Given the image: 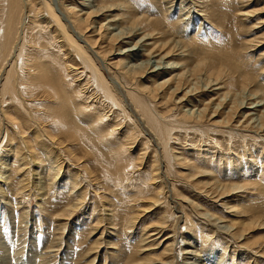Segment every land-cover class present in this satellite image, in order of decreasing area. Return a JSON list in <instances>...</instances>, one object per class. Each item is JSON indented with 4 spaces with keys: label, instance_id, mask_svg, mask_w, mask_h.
<instances>
[{
    "label": "bare ground",
    "instance_id": "6f19581e",
    "mask_svg": "<svg viewBox=\"0 0 264 264\" xmlns=\"http://www.w3.org/2000/svg\"><path fill=\"white\" fill-rule=\"evenodd\" d=\"M57 1L58 5L50 0H0V69L12 55L15 58V64L11 68L0 70V135L3 125L6 130L3 140L0 141V178L4 180L0 187L3 191L9 187L12 177L10 173L12 160L17 165L13 167V171L16 174L22 173L21 177H24L19 183V186L20 184L22 186H20L21 190L24 191L33 176H36L37 183L41 184L44 180L46 171L42 172L44 168L40 154L46 159L45 162L50 164L53 162L56 166L55 173H49V182L52 183L58 179L63 169V173H66L65 169H70L71 164L67 163V159H70L80 165L75 166L79 168L74 171L76 175L71 176L72 189H79L76 194L72 191L75 194L73 197L74 200L77 198L79 200L73 202L74 205L69 208L70 210H64L63 214H59L69 220L79 211V207L85 204L89 192L86 189L90 180L94 178L88 167L90 162L96 165L95 168L101 171L107 181L114 177L118 182L117 186L136 173L142 174L140 167L147 165L152 149L151 141L146 139L147 135L139 127L138 121H141L145 130L150 132L162 146L169 168L175 164L183 170H189L187 173L181 171L177 175L193 183L200 192L213 196L212 198L217 199L215 201L223 202L232 193L239 198L240 194H236V191L245 189L246 192L248 187H255L256 184L242 183L241 180L235 185L225 184L224 179L222 182H220L222 179L216 181L217 179L211 175L207 176L206 170H199L190 163L183 151L184 148L180 149L182 153L174 154L175 148L170 145L175 136L177 142L180 141L179 138L185 136L189 139L202 138V144L211 140L216 146L217 138L209 135L211 133L221 138H228L229 142H232L235 135L243 136V133L252 131L257 134L264 133V89L253 78L233 67L226 58L221 59L216 55H206L199 51L186 41L187 36L183 38L177 36L176 28L170 25L173 23L171 18L162 22L160 15L158 17L152 14L151 6L141 4L140 0H82L83 2L79 4L78 0ZM166 1V5H170L175 0ZM251 1L242 0L243 3ZM196 2L203 6L208 0H196ZM253 2L255 3V0ZM169 10L165 8L167 15ZM263 12L264 8L245 11L242 15H245V20L251 23L250 18ZM184 20L181 19L180 22ZM257 24L252 25L254 29L259 28L260 24ZM262 35L257 45L263 43L264 33ZM53 47L57 50L54 51ZM125 97L131 104V109L125 103ZM198 105L201 108H197ZM86 128L94 136L87 134ZM240 128L244 130L241 132ZM179 132H183V135ZM258 135L250 137L255 145L258 144ZM140 137H145V146L140 149L142 153L138 160L141 164L138 162L137 165L133 159L135 153L132 149L134 148V151L138 149ZM189 141L181 145L186 146ZM55 144L66 153L65 166L64 160L62 161L63 155L57 157V151L52 148ZM4 148H7L6 152L1 155ZM215 148H211L210 151H216ZM50 149L51 153H49ZM158 149L154 150L151 158L154 164H152L154 183L150 184L148 181L147 191L140 195L136 193L133 198L135 206L143 204L149 206L147 213L156 205L161 206L164 199L161 195L163 191L161 186L164 184L160 183L162 175L159 167L162 159ZM77 150L82 156L76 153ZM210 151L205 153V156L201 153L193 152V154L198 155L200 160L206 161L214 156ZM233 152L231 161L235 163L236 157L248 159L250 166H254L263 155L257 152L247 155V152L239 153L238 150ZM230 160L226 162L229 165L232 163ZM236 163L240 164L238 161ZM32 165L35 166L33 171L30 170ZM77 171L81 172L80 176ZM242 176L248 178L243 174ZM233 177L237 178L234 174ZM24 183L27 185L25 186ZM156 183H160L161 189L158 190L159 186H156ZM124 188L126 189V184ZM37 189L40 191L39 186ZM122 191L125 192L124 189ZM150 195L152 197L148 198ZM181 198L179 200H182ZM184 201L187 199L184 198ZM235 203L231 202L229 208L233 209L232 214L235 213L240 221L234 220L235 223L228 227L220 225L225 224L226 219L223 222L220 217L216 219L217 217L211 214L216 218L209 217L210 223L212 222L220 230L225 229L232 235L229 236L231 238L251 239L246 235L264 229V216L256 215L251 209L239 208ZM139 215H131L130 222L134 224ZM99 220L98 226L102 225ZM130 222L129 230L132 229ZM188 235L187 233L184 237ZM190 235L193 236L192 233ZM150 238L153 239L149 236L146 240ZM188 242L185 245L194 248V245ZM96 243L100 244L101 241ZM253 243L258 245L261 242L255 239ZM158 244L162 243L155 240L152 245H146L147 249L141 251L144 253L150 251L148 256L140 258L136 264H174L176 260L172 255L174 243L167 246L158 256H150L152 252L157 253L155 247ZM151 246H155L154 249ZM183 254L186 255L183 257L185 259L183 264H195L191 260L199 259L197 251Z\"/></svg>",
    "mask_w": 264,
    "mask_h": 264
},
{
    "label": "rangeland",
    "instance_id": "374dc122",
    "mask_svg": "<svg viewBox=\"0 0 264 264\" xmlns=\"http://www.w3.org/2000/svg\"><path fill=\"white\" fill-rule=\"evenodd\" d=\"M50 1L58 5L57 0ZM78 1V4L83 2L82 0ZM253 1L254 0L250 3H243L242 0H208L203 6H200L201 3L197 4L196 0H175L174 3H171L170 5H166V0H140V3H145L146 6H151L152 14H156L158 17L160 15L162 22H165V20L169 21V18H171L173 23L170 25L176 28L177 36L181 38L187 36L186 41L193 44L199 51L206 53V55H216L221 59L226 58L233 67L240 69L239 71H242L243 74L249 75L264 89V41L257 45L258 41H261L262 34L264 33V12L258 13L250 18L251 23L250 21L245 20V15H242L245 11L251 12V10H260L264 8V0H255V3ZM169 6H172V8ZM79 7L80 9L82 8L81 5ZM165 8L166 10H169V8L171 9V11L169 10L168 15L166 14ZM181 19L185 20L180 22ZM257 23L260 24L259 28L254 29L253 26ZM257 27L258 24L256 25V28ZM250 45L255 46L252 47ZM54 48L55 47H53V49ZM56 50L57 48H55L54 51ZM14 64L15 58L12 55L0 70H8ZM181 96L182 94L179 95V97ZM125 103L128 107L131 105L127 99L125 100ZM199 107L200 106L198 105L197 108ZM121 119H123V117H121ZM138 125L145 131V134L147 135L146 139L151 141L152 149L150 151V158L148 159L149 164L147 163L146 166L143 165L140 167L142 174L139 175L136 173L132 178L128 177L124 183L117 186L118 182L114 180V177H112V179L110 178V181H107V179H104V176H102L101 171L98 170L97 167L95 168L96 165L90 162L88 167L94 178H92L93 180H90L86 189L87 192L89 191V195L87 194L85 204L80 206L79 211L74 216H71L69 220L59 214H63L66 210H70L76 200H79V198L74 200L73 196L78 192V188L76 190L72 189L71 186L73 181L71 176L76 175L74 171L78 170L79 167L75 166H79L80 164L78 165L77 163L70 161V159H67V156H65L66 153L55 144L52 148L55 149V152L57 151L56 156L61 157L63 155L62 157H64V159H62V161L64 160V166L67 159V163L71 164L70 169H65L66 173H63V169L61 175L56 181H53V183L52 181L49 182V173H55L56 166H54L55 164H53V162L51 164L45 162L46 159L40 154V158L43 161L42 167L45 169H43L42 172L46 171L43 176L44 180H42L41 184L37 183L36 176H33L30 178V186H26L27 182L24 183L27 188L23 191L21 190L22 186L20 184V187L19 183L24 177H21L22 173L16 174L13 171V167H17V165L13 163V160L10 161L12 166L10 167V173L12 177H10L9 187L4 191L0 187V264H90L91 262H93V264H136L140 258H145L148 256V252H150L147 251L144 253L141 250H146V245H152L155 243V240H159L162 244H158L160 247H158V245L157 247L151 246L152 249H154V247L156 248L155 252L158 254L152 252L150 256H158L164 252L167 246L174 243V245H172V247L174 246L172 255L176 258L174 264H183L185 262L183 257L186 256L183 253L188 251H197L199 259L196 260L197 262L191 260L192 262H195V264H264V229L260 231L256 230L253 231V233L250 232L249 235H246L247 237L250 236L251 239L237 240L235 237H232L233 239L229 237L232 235L228 234L225 229H223L225 230L223 231L222 229L220 230L215 227L212 222L210 223L209 219L212 215L216 216L217 218L212 216L216 219L220 217L219 219L223 222L226 219L227 221L225 220V224L220 225H226L228 227L233 224L234 220L235 222L240 221L235 216V213L232 214L233 209L229 208L231 207V202H236L235 204L238 205L239 208L245 210L251 209L256 212V215L264 216V133H258L260 134L258 135L256 132L253 133L252 131L243 133L246 137L243 134H241L243 136L235 135V138L231 140L232 142H229L228 138H221L218 135L216 136L215 133H211L209 135L217 138L218 143L216 146L208 139L205 144H202V138L189 139L182 136L179 138L180 141L177 142V140L175 141L177 137H173L170 145H172V148L176 149H174V154L182 153L180 149L184 148L183 151L190 163L199 170H206L207 176L211 175L217 179L216 181L222 179L220 182L224 179L225 184L235 185V183H239L238 181L240 180L242 183L256 184L255 187H248L246 192H244L245 189L236 191V194H240L239 198H236L235 196L237 195L232 193V197L229 196L225 201L220 202L218 200L219 202H217L215 201L217 199L212 198L213 196H208L206 193L200 192L195 188L193 183H190L188 180L177 175L180 174L181 171L187 173L189 170H183V168L175 166V164H172V168H169L168 161L164 158L162 146L158 144L156 138L150 132L145 130V126L142 125L141 121H138ZM121 130L123 129H120V131ZM243 130L244 129L242 128L239 129L241 132ZM5 131L3 125L0 141L3 140ZM85 132L94 136V134L87 128L85 129ZM235 133H238V131H235ZM179 134L183 135V132H179ZM257 135L259 137L257 141L258 144L255 145L250 137ZM187 139L190 141L189 144L186 145V148V146H182L181 143L187 142ZM139 140H141V142L138 149L136 151H134V148L132 149V152L135 153H133V159H135L137 165L141 164L138 159L142 153L140 149L145 146V137H140ZM34 144L37 145L35 142ZM246 144H248V146H246ZM211 148H215L216 151H210ZM4 149L1 155L6 152L7 148ZM157 149L162 159L159 167L162 179H164H160L162 182L159 181L161 185H164L161 186L160 183H156L155 185L159 186L158 190L162 188L163 191L161 195L164 199L162 200L163 202L161 201V206L158 204L155 206L157 208L153 207L154 209H150L151 211L147 213V208L149 206L146 204L135 206L133 198H135L136 193L140 195L142 192L147 191L146 185L148 181L150 184L154 183V164L151 158L154 150ZM236 150H238L239 153L247 152V155L252 154V152L262 153L263 155L259 157L256 164L254 163V166H250L248 164V159L247 161L246 159H238V157H236L234 160L235 163L230 160L232 159L231 156L234 154L233 151ZM209 151L214 156L212 159L206 161L200 160L198 155L193 154V152L201 153V155L205 156V153ZM38 153L40 152L38 151ZM49 153H51V149ZM76 153L79 154V151L77 150ZM79 156H82V154H79ZM225 156H228V158ZM9 160H11V158ZM227 160L232 162L231 165L226 163ZM237 161L240 164H237ZM67 165L69 166V164ZM33 169L35 170V166H30V170L33 171ZM139 169L137 168V170ZM137 170L135 172H137ZM67 172L70 173L68 174ZM77 172L79 174L78 176H80L81 172ZM233 174L238 180L233 177ZM242 174L248 176V178L243 177ZM62 180L64 181L62 182ZM2 181H4L3 178H0V186L2 185ZM125 184L126 189L124 188ZM38 186L41 192L37 189ZM122 187L125 192L122 191ZM72 191L75 194L72 193ZM38 193L41 194L39 195ZM180 194L182 198L180 197ZM151 197V195L148 196V198ZM183 197L186 198L187 201H184ZM180 198L182 200H179ZM193 206H195L197 210ZM138 208L141 209V212ZM108 213L109 216H107ZM137 214L140 216L138 217L139 220L137 219L133 224L130 222L131 218ZM143 215L144 217H142ZM203 216L204 218H202ZM98 220L102 222V225H97ZM129 222L132 224V229L130 230L128 227ZM61 223L63 224L61 225ZM155 225L158 226V228ZM150 226L152 228H150ZM146 229L148 231H146ZM154 230L158 233L154 232ZM190 232L193 236L190 235ZM187 233L189 235L185 238L184 236H187ZM148 235L152 236L153 239L150 238V241L146 240L149 237ZM255 239L260 240L261 243L254 245L253 241ZM203 240L206 242H203ZM99 241H101L102 244L98 243V245L96 243ZM188 241L194 245V248L185 245L186 242L189 243ZM200 243L201 245H199ZM93 252L95 253L93 254ZM96 254L97 258H95ZM177 255H179L181 259Z\"/></svg>",
    "mask_w": 264,
    "mask_h": 264
}]
</instances>
